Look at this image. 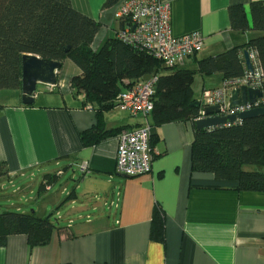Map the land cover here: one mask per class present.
I'll return each mask as SVG.
<instances>
[{
	"label": "crops",
	"instance_id": "1",
	"mask_svg": "<svg viewBox=\"0 0 264 264\" xmlns=\"http://www.w3.org/2000/svg\"><path fill=\"white\" fill-rule=\"evenodd\" d=\"M99 23L91 43L98 49L122 27L115 18L120 0H70ZM170 4V27L179 36L199 31L203 46L180 68L245 44L262 34L232 29L228 7L258 0H163ZM80 73L66 58L48 93L37 90L23 105L19 89L0 90V211L57 215L66 225L45 245L29 246L24 234L0 246V264H264V191H239L236 182L193 171L195 124L177 120L152 126L151 170L128 177L116 171V136L148 120L113 107L98 106L69 85ZM220 72L195 71L194 100L204 89L221 87ZM37 86V85H36ZM115 134L84 145L79 134L94 125ZM117 133V134H116ZM88 171L82 174V162ZM164 219V242L149 238L154 209ZM31 209V211H30ZM62 209L63 216H60Z\"/></svg>",
	"mask_w": 264,
	"mask_h": 264
},
{
	"label": "trees",
	"instance_id": "2",
	"mask_svg": "<svg viewBox=\"0 0 264 264\" xmlns=\"http://www.w3.org/2000/svg\"><path fill=\"white\" fill-rule=\"evenodd\" d=\"M249 17L251 25L242 5L229 6L232 29L241 32L253 29L262 34L249 38L243 45L199 59L196 70H192L169 66L117 37L107 38L93 50L91 43L100 25L76 10L70 0H0V90L20 88L24 54L61 63L68 58L80 70L69 79L70 87L96 104L98 113L115 107L120 91L155 74L153 109L147 117L150 126L177 120L195 123L200 114L191 105L195 101L192 95L195 71L205 75L220 72L223 80L240 77L246 71L243 50H254L264 72V0L250 3ZM260 91L259 103L264 105V75ZM114 134L97 124L79 136L84 145H92ZM191 168L212 173L218 180L235 181V189L239 191H264V115L213 128L195 127ZM4 174L0 165V176ZM163 221L162 211L156 207L150 223V240L164 242ZM56 227L49 216L2 210L0 246L14 234L26 235L29 246L45 245Z\"/></svg>",
	"mask_w": 264,
	"mask_h": 264
},
{
	"label": "built area",
	"instance_id": "3",
	"mask_svg": "<svg viewBox=\"0 0 264 264\" xmlns=\"http://www.w3.org/2000/svg\"><path fill=\"white\" fill-rule=\"evenodd\" d=\"M170 4L163 0H120L116 5L114 16L121 21L122 27L116 37L123 43L138 49H143L169 66L181 65L186 57L195 54L204 43L199 31L183 35H173L170 27ZM252 72L236 78L224 79L221 87L204 89L201 105H217L220 114L249 109L252 105L228 108L230 92L241 85L260 89L262 72L257 53L248 50ZM157 76L150 74L145 79L120 91L115 98V108L132 115L145 118L153 109V95ZM258 99L257 105H260ZM203 110L200 109L201 117ZM196 118V119H197ZM239 121V120H238ZM230 125V124H229ZM152 126L145 123L131 130H123L116 136L117 148L115 156L116 171L124 176L134 177L151 170V137ZM79 171L85 174L88 165L84 161Z\"/></svg>",
	"mask_w": 264,
	"mask_h": 264
},
{
	"label": "water",
	"instance_id": "4",
	"mask_svg": "<svg viewBox=\"0 0 264 264\" xmlns=\"http://www.w3.org/2000/svg\"><path fill=\"white\" fill-rule=\"evenodd\" d=\"M243 59L246 70L252 72L248 50H243ZM61 66L62 63L59 61L43 59L33 54H24L21 59V103L23 105L33 103V97L38 83L54 85L57 79V72ZM261 98L262 92L260 89L245 85L234 88L230 92L228 108L234 110L247 105H252V107L227 114H220V108L217 105H201L200 101L195 100L191 105L199 110H203L202 116L195 119V127L197 129L213 128L229 125L238 120L264 115V105L256 104V101Z\"/></svg>",
	"mask_w": 264,
	"mask_h": 264
},
{
	"label": "rangeland",
	"instance_id": "5",
	"mask_svg": "<svg viewBox=\"0 0 264 264\" xmlns=\"http://www.w3.org/2000/svg\"><path fill=\"white\" fill-rule=\"evenodd\" d=\"M47 87H48L47 84L38 83L37 86H36V90L38 92H40V94H45V93H48ZM248 167H250V166H248ZM30 211H31V209H30ZM59 212L61 214L60 216H63L64 217L63 213H61L62 212V209H59ZM56 218H57V215L55 213H52L51 221L55 222L56 224L59 223L60 226L66 225V221L64 219H61V220H58L57 221Z\"/></svg>",
	"mask_w": 264,
	"mask_h": 264
}]
</instances>
